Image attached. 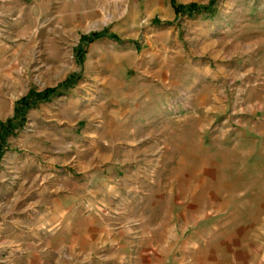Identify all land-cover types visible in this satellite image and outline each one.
<instances>
[{"label": "rangeland", "instance_id": "rangeland-1", "mask_svg": "<svg viewBox=\"0 0 264 264\" xmlns=\"http://www.w3.org/2000/svg\"><path fill=\"white\" fill-rule=\"evenodd\" d=\"M174 1L213 13L0 0V123L68 84L8 138L0 264H264V0Z\"/></svg>", "mask_w": 264, "mask_h": 264}, {"label": "trees", "instance_id": "trees-1", "mask_svg": "<svg viewBox=\"0 0 264 264\" xmlns=\"http://www.w3.org/2000/svg\"><path fill=\"white\" fill-rule=\"evenodd\" d=\"M171 4L176 14L185 13V16L194 17L196 14L201 12L213 13L214 1L209 7H201L195 4H192L188 8L185 6H176L175 1L171 0ZM109 38L116 42H120L118 38L114 35L109 34L107 31L101 33H94L88 37H84L82 40L83 45L90 44L96 40ZM79 51L83 52V49L79 47ZM68 84L64 82L55 89L47 90L43 93L30 92L26 97L21 99L16 104L15 114L13 118L8 119L4 123H0V162L1 159L7 150L8 138L17 135L18 131L21 130L26 123V114L31 108L36 107L39 103L49 102L53 97L59 93L67 90Z\"/></svg>", "mask_w": 264, "mask_h": 264}]
</instances>
